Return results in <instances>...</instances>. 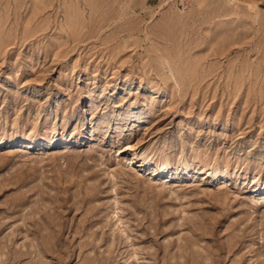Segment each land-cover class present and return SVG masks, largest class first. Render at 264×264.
I'll list each match as a JSON object with an SVG mask.
<instances>
[{"label": "rangeland", "instance_id": "374dc122", "mask_svg": "<svg viewBox=\"0 0 264 264\" xmlns=\"http://www.w3.org/2000/svg\"><path fill=\"white\" fill-rule=\"evenodd\" d=\"M0 264H264V3L0 0Z\"/></svg>", "mask_w": 264, "mask_h": 264}, {"label": "crops", "instance_id": "0c3cea01", "mask_svg": "<svg viewBox=\"0 0 264 264\" xmlns=\"http://www.w3.org/2000/svg\"><path fill=\"white\" fill-rule=\"evenodd\" d=\"M249 1H254V2H257V3H264V0H249Z\"/></svg>", "mask_w": 264, "mask_h": 264}]
</instances>
